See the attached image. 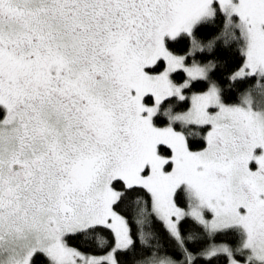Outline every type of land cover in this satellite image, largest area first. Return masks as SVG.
<instances>
[{"label": "snow or ice", "instance_id": "1", "mask_svg": "<svg viewBox=\"0 0 264 264\" xmlns=\"http://www.w3.org/2000/svg\"><path fill=\"white\" fill-rule=\"evenodd\" d=\"M219 39L235 101L188 63ZM137 244V264H264V0H0V264H127Z\"/></svg>", "mask_w": 264, "mask_h": 264}, {"label": "trees", "instance_id": "2", "mask_svg": "<svg viewBox=\"0 0 264 264\" xmlns=\"http://www.w3.org/2000/svg\"><path fill=\"white\" fill-rule=\"evenodd\" d=\"M223 30L222 18H218L214 25H206L202 27L197 32V38L200 39L203 43H207L209 40L217 37L221 34ZM190 48V42L188 40H183L178 46H175L174 50L177 54L183 55ZM200 62L201 64L207 63L209 61L214 62L217 66L210 73L213 79L217 80L221 86L225 89L226 99L229 101H235L238 93L243 90L244 85H233L230 89L227 83V78L231 72L238 66L242 61V58L239 56L238 52L234 45H225L223 39L216 41L214 48L211 51L205 50L204 52H196L193 57H189L188 63H191L192 60ZM183 206V205H182ZM135 212V207L129 202V216H132ZM156 229L160 236V244L162 248L158 255H170L175 259H181L180 253H178L173 245L168 241L166 233L163 231L162 227L157 224ZM191 227V222L184 225L185 229ZM229 242V238L217 237L214 240H198L195 243L189 242L186 246L193 252L201 250L203 247H206L209 243H226ZM150 243H155L151 241ZM93 252V254H102L94 248L88 249ZM151 255V249L144 248L142 249L139 244L134 250V253H129L126 256L119 255L118 258L121 261H127V264H137L138 261L147 259ZM196 264H227V258L225 256H219L212 258V260L206 261L203 258L198 259Z\"/></svg>", "mask_w": 264, "mask_h": 264}, {"label": "rangeland", "instance_id": "3", "mask_svg": "<svg viewBox=\"0 0 264 264\" xmlns=\"http://www.w3.org/2000/svg\"><path fill=\"white\" fill-rule=\"evenodd\" d=\"M99 255V254H98Z\"/></svg>", "mask_w": 264, "mask_h": 264}]
</instances>
